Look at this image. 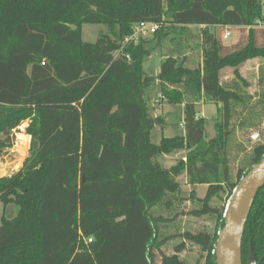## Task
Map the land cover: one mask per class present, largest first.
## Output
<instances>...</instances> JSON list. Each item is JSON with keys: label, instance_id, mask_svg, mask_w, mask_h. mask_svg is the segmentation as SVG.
I'll return each mask as SVG.
<instances>
[{"label": "trees", "instance_id": "trees-1", "mask_svg": "<svg viewBox=\"0 0 264 264\" xmlns=\"http://www.w3.org/2000/svg\"><path fill=\"white\" fill-rule=\"evenodd\" d=\"M261 12L262 0H0V153L25 121L33 150L19 172L0 178V205L16 208L14 218L0 216V264H188L179 257L184 243L157 262L165 238L162 218L152 213L179 190L182 171L188 185L206 186L193 215L217 216L212 233L183 237L215 264L224 212L210 202L225 189L230 200L264 157V142L254 145L232 177L234 128L254 132L264 120V92L251 104L239 72L264 60L256 32ZM141 22L158 29L117 53ZM85 24L106 31L84 42ZM189 26L200 29V66H185L177 50L164 56L155 78L146 76L144 58ZM225 28L247 29L244 41L222 44L217 31ZM225 69L235 82H222ZM154 81L162 100L183 110V133L157 144L151 134L163 120L150 117L145 99ZM198 103L220 106L208 140ZM178 150L185 162L175 167L155 161ZM251 249L264 264V185L245 224L242 264Z\"/></svg>", "mask_w": 264, "mask_h": 264}, {"label": "rangeland", "instance_id": "rangeland-1", "mask_svg": "<svg viewBox=\"0 0 264 264\" xmlns=\"http://www.w3.org/2000/svg\"><path fill=\"white\" fill-rule=\"evenodd\" d=\"M261 15L264 20V0H262ZM199 30L196 26L187 27L188 34L182 36L176 34L174 40H171V37H169L161 47L154 50L149 57L144 58L143 70L146 76L155 78L159 73L160 64L164 56H176L175 53L177 50L180 51L179 59L184 58L185 66L192 69L198 68L201 64ZM105 31L106 28L103 25L85 24L81 26V38L84 42L93 43L97 40L99 34ZM227 32L230 34L228 37H226ZM256 32L258 44L264 45V21L259 22L256 27ZM217 34L222 44L229 46L237 41L239 42L241 38L244 41L247 29L225 28L219 29ZM139 39L137 43H139ZM177 42L178 47L176 46ZM239 72L250 84L248 88L240 85L241 90L254 97L251 101V104H254L259 100L258 96L264 92V85L258 86V80L264 74V60L255 59L248 61L239 68ZM221 73L224 84H231V82L236 81L230 69H225ZM159 88V82L154 81L148 86L145 92L146 105L150 117L153 119L162 118L163 120V124L157 125L151 134L152 142L156 144L162 137H173L183 133L182 106L171 105L162 100ZM219 107V105L215 104L198 103L196 105V117L204 119L207 140L215 135L214 124L219 114ZM240 111L241 109H237L236 112L238 113ZM237 119L238 115L232 121L234 127L237 126ZM263 126L264 120H262L257 130L254 131L261 132ZM28 127L29 121H25L11 132L10 137L13 152L11 153L5 148L0 153V178L9 177L19 172L25 162L32 157V136L27 132ZM252 132L242 130L239 127L234 128L231 139V154L233 159L231 161V169L233 178L236 176L237 168L242 166L241 163L244 162L242 160L246 158L251 152L252 147L256 145L249 141V136ZM261 134L264 142V133L261 132ZM155 161L161 167L170 169L181 161L185 162L184 152L178 150L169 154H161L156 157ZM175 180L179 184V190L174 195L165 197L162 203L152 209L154 216L162 218L159 228L162 233V238H165V243L161 247L160 252H156L157 262H159L162 254L171 255L174 253L176 246L184 243L185 249L179 254L181 260L188 264H208L206 254L197 245L185 240L183 237L186 233L192 235L212 233L215 229L217 222L216 215H193V212L199 210L202 206L201 200L205 197L206 186L188 185L184 171L179 173ZM167 201L171 202L170 206L166 205ZM228 201V190L225 189L211 200L210 206L218 210L223 208L224 212ZM2 214L7 219L14 218L16 216V208L8 206L4 208V211H0V215Z\"/></svg>", "mask_w": 264, "mask_h": 264}, {"label": "water", "instance_id": "water-1", "mask_svg": "<svg viewBox=\"0 0 264 264\" xmlns=\"http://www.w3.org/2000/svg\"><path fill=\"white\" fill-rule=\"evenodd\" d=\"M264 185V157L246 173L233 190L223 214V227L218 232L215 264H242V238L254 198ZM247 264H256L252 251Z\"/></svg>", "mask_w": 264, "mask_h": 264}, {"label": "built area", "instance_id": "built-area-1", "mask_svg": "<svg viewBox=\"0 0 264 264\" xmlns=\"http://www.w3.org/2000/svg\"><path fill=\"white\" fill-rule=\"evenodd\" d=\"M157 29H158V25H156L154 23H148V22L138 23L137 25H135L132 28V33L124 39V41L122 42V45H121V47L117 53L121 52L123 50V48L126 45H128L129 43L136 44L138 42L139 38L151 37ZM229 35L230 34L227 32L226 37H228ZM126 58L129 59L128 56H126ZM261 132L264 133V126H263ZM261 132H259V131L252 132L249 136L250 143H254V144L263 143V140H262L263 137H262ZM12 149H13V146L6 148V150L10 151L11 153L13 152ZM89 241H91V240H89Z\"/></svg>", "mask_w": 264, "mask_h": 264}, {"label": "crops", "instance_id": "crops-1", "mask_svg": "<svg viewBox=\"0 0 264 264\" xmlns=\"http://www.w3.org/2000/svg\"><path fill=\"white\" fill-rule=\"evenodd\" d=\"M183 116V110H181V117ZM0 211H4V208L0 205ZM1 216V215H0Z\"/></svg>", "mask_w": 264, "mask_h": 264}]
</instances>
